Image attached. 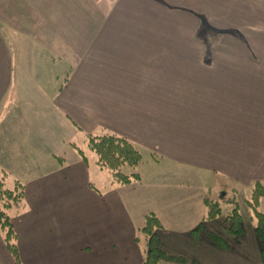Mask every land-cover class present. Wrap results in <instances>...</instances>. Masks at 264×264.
Listing matches in <instances>:
<instances>
[{
  "label": "crops",
  "instance_id": "obj_1",
  "mask_svg": "<svg viewBox=\"0 0 264 264\" xmlns=\"http://www.w3.org/2000/svg\"><path fill=\"white\" fill-rule=\"evenodd\" d=\"M82 9L71 26L38 23L42 35L16 26L10 36L0 24V180L25 190L8 215L19 264H143L148 213L166 253L233 264L223 261L230 247L190 231L206 195L221 204L264 185V0H89ZM106 134L142 155L125 198L82 150L84 138ZM243 240L241 264H262L256 237ZM0 256L16 264L1 231Z\"/></svg>",
  "mask_w": 264,
  "mask_h": 264
},
{
  "label": "trees",
  "instance_id": "obj_2",
  "mask_svg": "<svg viewBox=\"0 0 264 264\" xmlns=\"http://www.w3.org/2000/svg\"><path fill=\"white\" fill-rule=\"evenodd\" d=\"M87 148L95 154L96 164L102 170H107L113 182L120 185H130L132 182H139L138 174L126 176L121 173V168L126 166L130 168L137 167L142 161V155L136 147L129 141L114 136L102 135L87 137ZM77 149V148H76ZM81 158L85 161V156L80 149H77ZM235 194V191H232ZM24 186L16 183L12 189H7L0 180V230L4 234V242L8 251L12 254L16 264H19L18 252L15 245L16 234L13 230L9 217L6 213L12 207H18L24 197ZM264 196V185L256 182L253 186L252 201L249 208L253 211L256 219L254 234L260 245V258L264 264V215L258 210L259 201ZM227 202V201H226ZM235 204L231 214L227 216V232L236 237L244 234L242 219L238 211V204L230 200L227 204ZM203 204L206 208V216L197 227L190 231V236L194 241H199L201 232L206 233V238L214 247L224 250L227 248L226 243L217 235L209 232L205 227L206 221H213L220 215V205L206 195ZM162 224L153 213H148L144 217V225L138 230V233L146 238V253L143 264H186V258L181 255L168 254L163 251L161 242L158 237V231L162 230ZM191 264H201L192 260Z\"/></svg>",
  "mask_w": 264,
  "mask_h": 264
},
{
  "label": "rangeland",
  "instance_id": "obj_3",
  "mask_svg": "<svg viewBox=\"0 0 264 264\" xmlns=\"http://www.w3.org/2000/svg\"><path fill=\"white\" fill-rule=\"evenodd\" d=\"M88 3H89V0H19V1L18 0H0V24L4 23L5 32H7L10 36H11V31L13 30V27H16V26H21L20 28H18V30L20 29L22 32V33L20 32L22 34L20 36H23V35L27 36L29 33L35 36L39 35V33H41L42 35L44 30L42 29L41 25H38V23L43 22L45 20V21H50V22L52 21L53 24L55 25V22L59 20L61 21L67 18L69 22V26H71L72 22H75L76 20H78L79 17L84 15V10L82 9V6ZM29 23H32V25ZM15 30L17 29H14V31ZM86 143H87V139L84 138V142L82 143V150L87 154V156H90L91 158H95L96 157L95 154L92 153L87 148ZM122 168H121V173L126 176H130L128 175V170L132 168L126 167V166ZM143 168L144 167H142V170L145 171L147 169V166L145 169ZM108 173L109 172L105 170L102 174L104 176H109L110 173L109 174ZM122 186H125V185H122ZM122 190L123 189L121 185L118 184L112 187L110 192L113 196L117 198H125L127 193L126 191L123 192ZM252 192H253V188L250 192L245 191L239 196H236V192H235V194L232 193L231 194L232 196L229 199H227V202L230 200L231 201L234 200L238 204V211L242 219V226L244 228V234L240 237L231 235L230 233L226 231L228 227V224L226 223V218L227 216L231 214L232 210L235 207V204L233 203L227 204L226 201L225 202L223 201L220 204L217 201L220 204L221 212H220L219 217L214 219L212 223H210L208 231L214 233L226 243L227 248L224 250H227L230 247L229 249H230L231 255L229 254L228 258H223V261L230 260L231 262H233V264H241V259H238L237 256L241 253V248L243 245L240 247V244H238L239 246L238 247L236 242H239L240 240L244 238L245 241L243 240L244 242L243 244H245V246L247 247L249 238L255 236L254 229L256 226V219L254 217L253 211L249 208V203H251L252 201ZM24 193H25V190H24ZM14 209L15 208L12 207L8 210V213L6 211L7 215H9L11 218L15 216L16 211H14ZM258 210L261 214L264 215V196L261 197L259 201ZM3 238H4V234H3ZM139 239L143 247H146L145 238L142 235H140ZM243 248L245 247L243 246ZM216 249H219V248H216ZM10 257L13 258L11 253H10ZM192 260L194 259L186 258V264H191ZM220 260L221 262H223L222 259ZM248 260H252V259L250 258ZM3 261H4L3 258L0 256V263H3ZM261 263L263 264L262 260H261Z\"/></svg>",
  "mask_w": 264,
  "mask_h": 264
}]
</instances>
